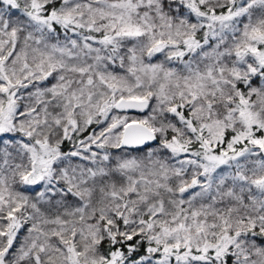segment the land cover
<instances>
[{
    "label": "snow or ice",
    "instance_id": "obj_1",
    "mask_svg": "<svg viewBox=\"0 0 264 264\" xmlns=\"http://www.w3.org/2000/svg\"><path fill=\"white\" fill-rule=\"evenodd\" d=\"M0 264H264V0H0Z\"/></svg>",
    "mask_w": 264,
    "mask_h": 264
}]
</instances>
